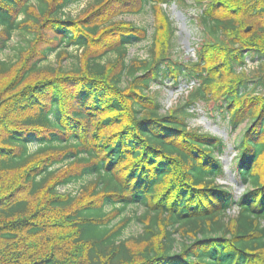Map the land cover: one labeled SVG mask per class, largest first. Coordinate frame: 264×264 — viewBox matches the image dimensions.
Wrapping results in <instances>:
<instances>
[{
  "label": "trees",
  "instance_id": "16d2710c",
  "mask_svg": "<svg viewBox=\"0 0 264 264\" xmlns=\"http://www.w3.org/2000/svg\"><path fill=\"white\" fill-rule=\"evenodd\" d=\"M82 1L0 0V53L25 39L0 60V264H264V0L66 12ZM173 4L198 12L193 59L172 55ZM145 8L150 37L120 19ZM148 38V57L129 59ZM50 54L57 66H41ZM167 81L191 89L163 111L151 87ZM199 104L222 114L227 139L189 126ZM229 146L240 194L221 183ZM132 206L142 214L126 216ZM133 222L141 232L125 237Z\"/></svg>",
  "mask_w": 264,
  "mask_h": 264
},
{
  "label": "rangeland",
  "instance_id": "374dc122",
  "mask_svg": "<svg viewBox=\"0 0 264 264\" xmlns=\"http://www.w3.org/2000/svg\"><path fill=\"white\" fill-rule=\"evenodd\" d=\"M93 0H83L80 4L78 5H73L70 6L66 12L72 16H77L81 13V11L87 6L88 3L92 2ZM190 5V4H188ZM169 17L171 18L172 22L176 26V32L175 36L173 38L172 42V55L174 58H180L182 60H190L195 57V50L199 47V44L201 43V40L204 39V34L202 33V29L195 27L192 25V22H195V19L198 16V12L195 10H190L188 9H178L182 12L184 16V23L186 25V30L189 33V36L187 37L185 32L181 28V22L177 21L175 15L173 14V10L171 7L165 8ZM124 21L127 22H132L135 25L139 27H144L147 29L148 36L150 37L152 32H153V16L149 10V8H145L144 12L139 14V15H128L120 18ZM195 24V23H194ZM148 38L147 41L143 42H138L134 43L131 45L128 49V55L129 59L133 58H141L145 59L148 57V48L150 46L151 41ZM185 42H189L188 47L190 50H187ZM25 44V39L24 37L19 34V33H14L11 41L9 42L8 48L0 53V60H13L15 58L16 53L18 52V48L20 46H23ZM72 55H76V50L69 48L68 50ZM76 61L75 59H70L66 60L61 64V67L63 70H71L76 66ZM257 65V61L255 62H250L248 61L247 69H252L254 66ZM41 66L44 67H56L57 66V59L55 54H50L47 59L41 64ZM191 89V87L187 85H183L180 88L173 89V85L171 84L170 81H167L164 85H153L151 87L153 95L156 96L163 104L164 110H166L167 103L166 101L169 100L171 103V107H175L179 102H182L186 95L188 94V89ZM172 91L173 94L172 96H169V92ZM196 117L192 120L189 121V126L191 128L195 129H200L202 131H209L206 128V125L209 124L211 128H217L218 131H222L227 135V125L223 122L222 120V114L218 111H214L211 105H204V104H199L196 106ZM205 119L203 121L202 119ZM238 132L233 135L237 136ZM219 135V134H218ZM36 146L32 145L30 146V152L35 151ZM234 154L232 153L231 147L229 146V152L226 153L224 158L222 159L224 165H225V170L227 173V179L221 181L222 184L224 185H233L235 188V192L239 193L241 190V187L237 185L234 181H232V175L231 171L229 169L230 163L232 161ZM91 178H87L85 181L90 180ZM81 187V183L78 184H71L66 187L60 188V192H68L72 194H76ZM142 214V209L132 206L129 207L125 215L126 216H135V215H140ZM141 232L140 226L136 223L133 222L128 229L125 230L124 236L129 237V236H136Z\"/></svg>",
  "mask_w": 264,
  "mask_h": 264
},
{
  "label": "water",
  "instance_id": "95a60500",
  "mask_svg": "<svg viewBox=\"0 0 264 264\" xmlns=\"http://www.w3.org/2000/svg\"><path fill=\"white\" fill-rule=\"evenodd\" d=\"M171 9L173 10V14L175 15L177 21H180V22H181V28H182V30L185 32L186 36L188 37V36H189V33L187 32V30H186V25H185V23L183 22L185 18H184V16H183L182 12H181L180 10H178V9H177V6L174 5V4L171 6ZM250 30H251V28L248 27V28L245 30V32H246V33H247V32H250ZM185 44H186L187 50H190V48L188 47L189 42H185ZM168 94H169V96H172L173 92L170 91ZM166 103H167V108H169V106L171 105V103L169 102V100H167ZM202 120L205 121L204 118H203ZM206 128H207V130H209L210 133L217 134V135L219 134V135L222 136L223 138H226V137H227V135H226L224 132H222V131H221V132L218 131V129L215 128V127H214V128H211V127L209 126V124L206 125ZM232 181H234V180L232 179ZM240 191L243 192L244 189L241 188Z\"/></svg>",
  "mask_w": 264,
  "mask_h": 264
}]
</instances>
